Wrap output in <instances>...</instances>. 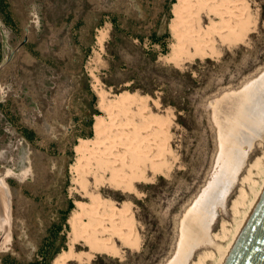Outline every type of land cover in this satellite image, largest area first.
Segmentation results:
<instances>
[{"label":"rangeland","instance_id":"rangeland-1","mask_svg":"<svg viewBox=\"0 0 264 264\" xmlns=\"http://www.w3.org/2000/svg\"><path fill=\"white\" fill-rule=\"evenodd\" d=\"M176 1L0 0V179L11 204L10 233L2 237L0 226V264H46L51 258L53 264L68 248L75 202L89 200L82 181L117 206L129 202L139 237L130 247L117 241V252H93L85 263L71 264H169L183 250L187 211L211 189V206L201 203L202 223L208 221L211 237L222 222L233 226L230 205L246 169L264 151V100L258 94L250 100L248 113L259 115L260 127L242 144L243 160L229 172L236 174L232 184L230 174L222 178L220 171L217 106L226 95L264 79V0H244L252 20L244 40L178 63L168 58ZM124 91L147 96L144 106L169 127L172 150L165 171L148 172L135 192L73 170L80 138H96L95 115L108 117L110 102ZM140 105L130 106L137 123L145 119L138 116ZM76 247L89 249L83 241Z\"/></svg>","mask_w":264,"mask_h":264},{"label":"bare ground","instance_id":"bare-ground-1","mask_svg":"<svg viewBox=\"0 0 264 264\" xmlns=\"http://www.w3.org/2000/svg\"><path fill=\"white\" fill-rule=\"evenodd\" d=\"M172 12L170 28L175 42L168 58L176 63L184 57L213 56L219 45H232L244 40L252 26L251 13L244 0H177ZM263 80L248 84L239 93L226 95L217 106L222 124V178L229 176L236 160H241L242 144L249 142L251 135L259 130V115H251L248 111L255 98L264 100ZM135 95L128 91L121 92L110 102L109 106L113 107L108 117L95 115L93 128L96 138H80L75 147L77 160L73 165L74 172L79 175L92 172L97 181L104 180L123 192H135L137 183L148 178V172L157 174L165 171L164 167L169 162L167 155L172 154L167 138L169 127L149 106H144L147 96ZM133 102L141 104L137 113L145 118L143 123H137L136 114L130 110ZM120 112L128 123L122 121ZM246 170L239 193L230 205L235 218L233 226L228 228L229 224L222 222L221 230L211 237L208 221L202 223L201 216V207L211 206L214 200L216 192L209 190L203 200L195 201L187 211L182 222L184 237L180 244L183 250L169 264H187L193 250L200 244L205 250L198 254L193 264H205L207 259H213L214 264H224L264 191V151ZM106 172L108 176H104ZM235 177L236 174H230L231 184ZM0 182L8 191L5 180L0 179ZM243 182L249 184L250 192ZM81 183L89 200L75 202L78 210L69 219L68 248L56 255L53 264H71V261L85 263L93 252H117V241L130 247L138 240V230L129 202L123 201L117 206L113 199L102 196L100 192L88 191L85 181ZM194 223L199 225L194 226ZM79 241H83L89 249L79 250L76 247ZM212 246L217 250L208 249Z\"/></svg>","mask_w":264,"mask_h":264},{"label":"water","instance_id":"water-1","mask_svg":"<svg viewBox=\"0 0 264 264\" xmlns=\"http://www.w3.org/2000/svg\"><path fill=\"white\" fill-rule=\"evenodd\" d=\"M26 41L27 37L23 43ZM10 221L9 190L0 182V224L5 222L1 229L2 237L10 231ZM224 264H264V191Z\"/></svg>","mask_w":264,"mask_h":264},{"label":"trees","instance_id":"trees-1","mask_svg":"<svg viewBox=\"0 0 264 264\" xmlns=\"http://www.w3.org/2000/svg\"><path fill=\"white\" fill-rule=\"evenodd\" d=\"M94 98L96 99L97 95H94ZM91 121H92V119H91ZM71 205H73V203H71ZM46 264H52V258L49 259Z\"/></svg>","mask_w":264,"mask_h":264}]
</instances>
